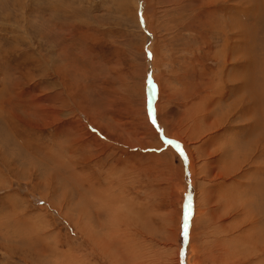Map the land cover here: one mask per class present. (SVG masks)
I'll return each mask as SVG.
<instances>
[{"label": "rangeland", "instance_id": "1", "mask_svg": "<svg viewBox=\"0 0 264 264\" xmlns=\"http://www.w3.org/2000/svg\"><path fill=\"white\" fill-rule=\"evenodd\" d=\"M250 263L264 0H0V264Z\"/></svg>", "mask_w": 264, "mask_h": 264}, {"label": "bare ground", "instance_id": "2", "mask_svg": "<svg viewBox=\"0 0 264 264\" xmlns=\"http://www.w3.org/2000/svg\"><path fill=\"white\" fill-rule=\"evenodd\" d=\"M225 47V46H224ZM218 54V53H217ZM248 82V81H247ZM243 86V85H242ZM254 87V86H253ZM242 89V87H240ZM247 91H248V87H246ZM260 107V106H259ZM260 110V109H259ZM190 160V159H189ZM251 264V263H250Z\"/></svg>", "mask_w": 264, "mask_h": 264}, {"label": "snow or ice", "instance_id": "3", "mask_svg": "<svg viewBox=\"0 0 264 264\" xmlns=\"http://www.w3.org/2000/svg\"><path fill=\"white\" fill-rule=\"evenodd\" d=\"M187 225L185 224V229H186Z\"/></svg>", "mask_w": 264, "mask_h": 264}]
</instances>
